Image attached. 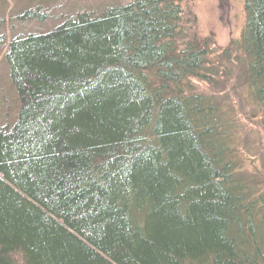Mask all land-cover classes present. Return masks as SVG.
I'll return each instance as SVG.
<instances>
[{
	"label": "trees",
	"instance_id": "1",
	"mask_svg": "<svg viewBox=\"0 0 264 264\" xmlns=\"http://www.w3.org/2000/svg\"><path fill=\"white\" fill-rule=\"evenodd\" d=\"M182 4H107L9 40L0 264H264V182L242 168L260 156L243 122L264 118V0L215 51ZM45 17L36 2L16 19ZM238 85L252 111L229 103Z\"/></svg>",
	"mask_w": 264,
	"mask_h": 264
},
{
	"label": "rangeland",
	"instance_id": "2",
	"mask_svg": "<svg viewBox=\"0 0 264 264\" xmlns=\"http://www.w3.org/2000/svg\"><path fill=\"white\" fill-rule=\"evenodd\" d=\"M128 0H0V122L5 120L4 112L10 101L12 91L8 84V67L4 62L7 43L16 35H25L29 32H44L52 29L65 17L74 15L81 10L97 11L107 4L124 3ZM38 2L45 13L43 22L38 20H18L22 10ZM184 11L182 14L191 31L201 39H207L209 47L218 50L227 47L231 40L240 36L243 24V0H182ZM15 16V17H14ZM215 54V53H214ZM224 59V58H223ZM199 89L207 92L206 84H197ZM204 85V86H203ZM231 90L229 103L236 111H252L253 105L244 102L245 88ZM206 88V89H205ZM209 92L213 93L209 88ZM243 95V96H242ZM254 108V107H253ZM240 115V114H238ZM247 127L248 140H254L260 156L249 155L242 163L243 170L254 176L255 167L257 177L264 182V118L244 121Z\"/></svg>",
	"mask_w": 264,
	"mask_h": 264
}]
</instances>
